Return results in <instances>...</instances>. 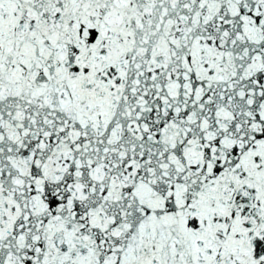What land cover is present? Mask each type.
<instances>
[{"label":"snow or ice","instance_id":"obj_1","mask_svg":"<svg viewBox=\"0 0 264 264\" xmlns=\"http://www.w3.org/2000/svg\"><path fill=\"white\" fill-rule=\"evenodd\" d=\"M0 264H264V0H0Z\"/></svg>","mask_w":264,"mask_h":264}]
</instances>
